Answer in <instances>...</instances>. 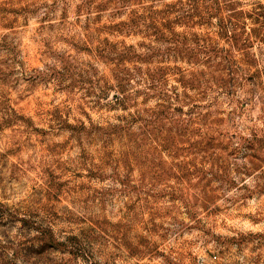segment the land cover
<instances>
[{
	"label": "rangeland",
	"instance_id": "obj_1",
	"mask_svg": "<svg viewBox=\"0 0 264 264\" xmlns=\"http://www.w3.org/2000/svg\"><path fill=\"white\" fill-rule=\"evenodd\" d=\"M0 264H264V0H0Z\"/></svg>",
	"mask_w": 264,
	"mask_h": 264
}]
</instances>
